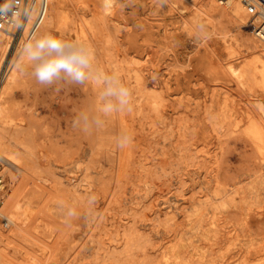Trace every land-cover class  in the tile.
Returning a JSON list of instances; mask_svg holds the SVG:
<instances>
[{"label":"rangeland","instance_id":"1","mask_svg":"<svg viewBox=\"0 0 264 264\" xmlns=\"http://www.w3.org/2000/svg\"><path fill=\"white\" fill-rule=\"evenodd\" d=\"M73 2L78 21L89 14L82 0ZM114 4L120 12H108L90 30L91 52L75 44L91 56L88 81L65 77L40 85L17 63L19 74L4 90L0 122L29 131L34 155L25 165L0 157L7 188L0 204L18 188L19 203L31 207L16 228L0 215V230L14 233L0 237V264H264V145L250 136L246 120L255 111L261 118L255 103L264 102V85L241 82L226 68L258 64L259 49L237 45L228 18L213 30L204 17L216 72L205 56L194 55V37L179 26L189 9L169 14L170 0ZM117 16L130 22L129 39ZM162 16L174 33V40L166 38L169 48L158 43ZM76 24L52 31L66 41L44 51L54 69L65 64L60 57L76 59L65 50ZM145 24L159 38L147 42L154 34L145 36ZM134 42L145 43L143 54L128 52ZM20 48L10 47L0 86ZM169 71L182 81L180 99L163 93ZM117 81L130 90L126 104L105 94Z\"/></svg>","mask_w":264,"mask_h":264},{"label":"bare ground","instance_id":"2","mask_svg":"<svg viewBox=\"0 0 264 264\" xmlns=\"http://www.w3.org/2000/svg\"><path fill=\"white\" fill-rule=\"evenodd\" d=\"M115 2H116V0H82V5H83V7L87 8L89 14L88 15H82L81 16L82 18L78 21L75 18L76 17L77 7L78 6L73 2V0H49L48 9H47V13H46L45 17L42 20V22H41L38 30L35 33V35L32 36L29 40L38 39V38H40V37H42V36H44L46 34H52V31L54 29L59 28L62 24L69 23V22H77V24H76V28L77 29H76V32H75V41L73 43H71L69 46H67V48H65V50L67 49L68 53L70 55H72L73 52H74L75 44H76V46L85 45V46H87L88 52L90 53L91 52V47H90V43H89V40H90L89 39L90 30L92 29L93 24L95 22H97V21H100L102 19L103 15L107 14L108 12H110L109 14L112 13V15H116V11H119L120 12L119 8L122 5L119 7V5H120L119 4L118 5L119 8L118 7H115L114 6L115 5L114 4ZM170 3H171V7L168 8L169 14H171L172 11L176 10L181 15H183L184 11H186L187 9L190 10L189 18H183V16H182L183 20L180 22V25L179 26L183 30L187 31L188 34H191L194 37V39L196 41L195 44H196V46L198 45V47H195V49H194L196 52L192 49L194 51V53H195L194 55L199 54V55L205 56L206 59H207V61H208V64L211 65V66H213V68H214V70L216 72H220L219 71L220 69H218L216 67V65L213 64V62H211L212 60H210V58H211L210 56L214 53V52L211 51L213 49V47L210 44L206 43V40L211 37V34H209L208 31H205V30L202 29L201 21L205 17L208 21L211 22V25H213V30H214L216 28V23L217 22H220L221 20H223L225 18H228L231 21V23H232L233 31H235L234 32L235 35L233 36L234 42L237 45H240V44H243L244 45L245 44L248 47L252 48L253 50L259 49L260 52L257 54V61L259 62L258 64L257 63L254 64V61L253 60H248L247 62H245L243 64V66L241 68L236 67V66H232V65H229V64H227L228 66L226 68L230 72H232L233 74H235L239 78V80L241 82H242V79L243 78L247 77V78H250L251 81H253V82H255V81L261 82L262 85H264V39L256 38L259 41L256 44V42H255V40H254V38L252 36L253 34L250 31V29L249 28H245L246 20L248 18V15H247V13L245 11L244 6L240 2V0H227L225 2H219L217 0H190V2H189L190 4H187L186 2H184L182 0H170ZM221 3H223V4H221ZM180 4H182V5H180ZM146 8H148V6ZM174 8H176V9H174ZM114 9H115V11H114ZM146 10H148V9H145V11ZM119 12H117V13H119ZM121 14H123V13L121 12ZM144 15H146V14L144 13L143 16ZM146 17H149V16L147 15ZM117 18H118V16H117ZM118 19L120 20L121 18L119 17ZM125 19H126V17L123 20L121 19L120 23H123V24L126 25V27H127V29H126L127 30L126 31L127 32L126 38H128L129 37L128 36L129 35L128 34V31L131 29V24H130V22L128 23L127 20H125ZM174 19L175 18H173V20ZM147 20L144 18V21H147ZM159 20H160V22H162V28H163V33L162 34L163 35L160 34L161 35L160 38L158 37L157 34L156 35L159 38L158 39L159 45L163 47L164 44H166L168 40H174V38H173L174 33H170L167 30V27L166 26H169V25H167V22H166V18L165 17L162 16L161 18H159ZM132 22H133V20H132ZM138 22H141V21H138ZM153 22L156 23L154 21V19H153ZM158 24H159V22H158ZM171 24H172V22H171ZM136 26H137V24H136ZM157 26L158 25H156V27ZM159 26H160V29H161V25L160 24H159ZM142 27L144 28L143 31H144L145 36L150 35V34H154L153 38L146 37L147 42L150 43V41H153L154 40V37L156 36L155 33H154L155 30H153V26L147 25V24H145L143 26L141 25V29H142ZM171 28H172V26H171ZM241 31H245L247 33V35L243 34ZM126 38H125V40H126ZM166 38H168V40H166ZM175 38H176V35H175ZM28 41H26L25 43H23L20 46L21 48L18 50L17 55L15 56V60L11 64V66L9 67L8 72L4 76V79H3L2 84L0 86V113L3 110L2 98H3L4 92H5L4 90H6V88L9 87L10 84L16 80V78H17V76L19 74V69L18 68H20V67H16L15 65L17 63H22L21 62V52H22V49L24 48V45ZM143 42H141V43L143 44ZM204 42L206 44L203 45L202 43H204ZM134 43H133V45H134ZM141 43L140 42L139 43H135V45H134L135 47L134 46L132 47L130 45L131 46V49H130V51L128 49V52L129 53H134L135 55H141V54H143V49H144L143 47H144L145 43H144V45H142ZM166 46H167V44H166ZM166 46H164V48ZM10 47H11V37H10V35L7 32L0 31V67H1L3 61L5 60L6 55L9 52ZM62 47H60V48H62ZM172 48H173V45H172ZM175 48H178V47H175ZM181 49H183V48H181ZM169 51H170V49H169ZM189 51L187 50V52H189ZM171 52H172V50H171ZM185 52L186 51H184L183 53H185ZM211 52H212V54H211ZM178 56H179V54H178ZM180 57H181V55H180ZM183 59H185V57ZM185 60L187 61L189 59L187 58ZM187 65H185V67ZM221 69L224 70L223 68H221ZM167 70H166V72H167ZM163 72H164V70H163ZM176 72L178 73V71H176ZM161 73H162V71H161ZM172 73H171V71H169L162 78L163 79V81H162L163 82V85L162 86L164 88V92L163 93L166 96L170 97V98L179 97V99H180L184 95V93H183L184 92L183 91L184 88L181 87V85H180V84H182V81L179 78V75L177 73L173 77L171 75ZM181 75H183V74L181 73ZM200 82L203 83V81H200ZM200 82H198V83H200ZM198 86H199V84H198ZM196 89H198V88H196ZM199 90H200V88H199ZM201 90H202V88H201ZM185 92H186V90H185ZM186 93H188V92H186ZM188 94H190V93H188ZM190 97H192V96L190 95ZM255 101H256V99H255ZM257 101L259 103L257 102L255 104L258 105V106L257 105L256 106L261 111V118L258 119L259 118L258 115H257L258 118H256V114L257 113L255 111V112H248L247 113L246 120L248 122V124H247L248 125V131L251 133L250 134L248 132V134H250V136L252 135L253 136V140L255 139L256 142L258 143V145L261 146V144L264 145V102H261V100H259V98H258ZM245 130H246V128H245ZM30 138H31L30 137V132L27 131V130H25V129H23L21 126H19V125L11 126V125L8 124V122L4 126L2 124V122H0V157H4V158L10 160L9 161L10 163H16V162L19 161V162L22 163L21 165H25L28 162V160L31 159L32 156L34 155V147H33V144H32V141H31ZM255 144L256 143H254V145ZM262 149H264V148H262ZM262 149H260V150H262ZM20 178L22 179L21 176H20ZM21 179H19V183H20ZM16 184H17V187H18V182ZM18 191H19L18 188H16L13 191V193H11L5 199V202L3 204H0V215L4 218V221H5L4 223L6 225H13L14 228H16L17 225L21 224L27 218V215H28V212H29L28 211V208L29 209L31 208L29 206L27 208V205H26L27 203L25 204L26 206H22L21 203H19V199L17 198V196H18V193H20V192H18ZM7 227L9 228V226H7ZM13 234L14 233L11 232V230H9V232H5L3 230H0V237L3 240H7V239L11 238V235H13ZM258 245L260 246V244H258ZM262 245H264V244H262ZM259 246H258V248H261ZM250 249H253V248H250ZM262 249H264V248H262ZM260 251H262V250L260 249ZM3 252H5V251L3 250ZM3 252L1 251L2 255L4 254ZM249 253H250V250H249ZM262 253H264V252H262ZM248 254H247V257H248ZM254 255H256V254H254ZM5 259L8 260L9 258L6 257ZM9 261H10V259H9ZM40 262H41V260H40ZM109 263H111V262H109Z\"/></svg>","mask_w":264,"mask_h":264},{"label":"clouds","instance_id":"3","mask_svg":"<svg viewBox=\"0 0 264 264\" xmlns=\"http://www.w3.org/2000/svg\"><path fill=\"white\" fill-rule=\"evenodd\" d=\"M66 41L61 37L46 34L38 39L29 40L22 49L21 52V62L22 71L31 70L30 74L40 85H51L57 79L69 78L71 81L83 84L90 79V65L91 56L85 55L78 49H74V55L76 59L68 60L67 58L60 57V59H65V64L59 68H53V58L44 57V51L48 47H62ZM116 85L109 86L105 94L107 95H118L121 104L127 103V97L130 94V90L125 86ZM131 109H129L130 111ZM127 142H130L131 137H126ZM126 143L119 144L118 147H125Z\"/></svg>","mask_w":264,"mask_h":264},{"label":"built area","instance_id":"4","mask_svg":"<svg viewBox=\"0 0 264 264\" xmlns=\"http://www.w3.org/2000/svg\"><path fill=\"white\" fill-rule=\"evenodd\" d=\"M225 2L227 0H217ZM248 15L246 23L252 34L264 39V0H240ZM49 0H0V31L11 37L14 51L35 35L44 19ZM6 183L0 177V199Z\"/></svg>","mask_w":264,"mask_h":264}]
</instances>
